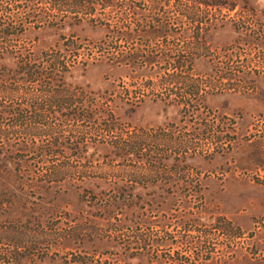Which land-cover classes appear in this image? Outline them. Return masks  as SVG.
Listing matches in <instances>:
<instances>
[{"label": "rangeland", "instance_id": "obj_1", "mask_svg": "<svg viewBox=\"0 0 264 264\" xmlns=\"http://www.w3.org/2000/svg\"><path fill=\"white\" fill-rule=\"evenodd\" d=\"M90 1L81 22L21 35L34 53L76 40L100 59L63 75L76 105L18 129L10 149H45L20 168L81 175L40 190L0 178V264H264V0ZM58 3L0 0V23ZM123 38L133 70L106 61ZM39 92L17 91L23 111Z\"/></svg>", "mask_w": 264, "mask_h": 264}, {"label": "trees", "instance_id": "obj_2", "mask_svg": "<svg viewBox=\"0 0 264 264\" xmlns=\"http://www.w3.org/2000/svg\"><path fill=\"white\" fill-rule=\"evenodd\" d=\"M54 1H58L60 4L58 3L50 10L44 8L24 10V14L31 17L32 21L0 23V178L10 174L13 181L27 183L31 187L35 186L38 190L61 184L64 181H73L81 174L79 171L65 167H45L30 171L20 168L19 163L25 160L27 153L37 155L40 150L45 152V149H27V151L25 149H10L12 146L19 147L24 142V134L20 133L18 129L28 131L37 127L49 128L50 118L55 114L51 109L61 104L59 98H73V101L64 104L66 106L76 105L78 102L74 101L77 96L75 92L71 93L72 91L67 93L69 89L63 85V75L77 63V59L80 65H85L88 58L90 60L100 59L98 56L91 58L83 54L85 47L88 46L83 41L62 40L61 46L66 49V53L50 49L34 53L29 48L21 46V35L27 29L56 27L62 22L63 14H69L66 19L81 22L89 12L86 11L93 10L89 7L92 5L90 0ZM118 41L131 47L135 42L131 38L116 39V54L106 61H116V65L122 62L123 65L127 64L130 70L137 68L139 56L132 49L127 48L124 52L120 50ZM101 46L100 43L99 48ZM6 56L11 57L14 61L12 69L6 68L3 64ZM177 60L178 64L185 63V59L178 57ZM181 80L184 87L191 88V79H186L183 74ZM26 88L39 90L40 97L38 99L44 100L40 104L34 103L32 100L26 101L25 105L32 108V111L28 113L23 111L21 107L23 103H19L16 97L17 91ZM61 92H66L67 95H60ZM42 107H46L45 110L41 111ZM26 137L31 141L35 135L28 134ZM50 142L52 141H46V143ZM5 163L13 165V168L8 170Z\"/></svg>", "mask_w": 264, "mask_h": 264}]
</instances>
